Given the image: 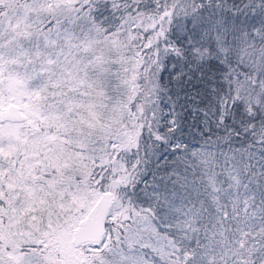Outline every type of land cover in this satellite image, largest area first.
Returning a JSON list of instances; mask_svg holds the SVG:
<instances>
[{
  "label": "snow or ice",
  "instance_id": "6c2138e0",
  "mask_svg": "<svg viewBox=\"0 0 264 264\" xmlns=\"http://www.w3.org/2000/svg\"><path fill=\"white\" fill-rule=\"evenodd\" d=\"M0 264H264V0H0Z\"/></svg>",
  "mask_w": 264,
  "mask_h": 264
}]
</instances>
